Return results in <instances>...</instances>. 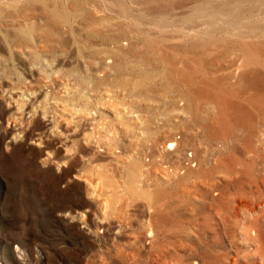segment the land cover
<instances>
[{
    "label": "rangeland",
    "instance_id": "374dc122",
    "mask_svg": "<svg viewBox=\"0 0 264 264\" xmlns=\"http://www.w3.org/2000/svg\"><path fill=\"white\" fill-rule=\"evenodd\" d=\"M39 1L0 0V264H264V0Z\"/></svg>",
    "mask_w": 264,
    "mask_h": 264
},
{
    "label": "bare ground",
    "instance_id": "6f19581e",
    "mask_svg": "<svg viewBox=\"0 0 264 264\" xmlns=\"http://www.w3.org/2000/svg\"><path fill=\"white\" fill-rule=\"evenodd\" d=\"M36 1H37V0H36ZM40 1H41V0H40ZM40 1H39V2H40ZM44 2H45V0H44ZM77 2H78V1H77ZM79 2H80V1H79ZM41 4H42V3H41ZM43 4H44V3H43ZM45 4H46V2H45ZM45 4H44V5H45ZM53 6H54V5H53ZM48 7H49V6H48ZM46 10H47L50 14H52L53 16H56V17H61V16L64 14V11H60V10H58L57 7L46 8ZM77 10H78V9H77ZM82 10H83V9L80 8V9L78 10V11H79L78 14L81 15ZM43 11H44V10H43ZM78 11H75V14H76V12H78ZM84 11H85V10H84ZM80 12H81V13H80ZM87 12H88V11H87ZM43 13H44V12H43ZM84 13H85V12H84ZM66 14H68V16H69V11H68V13H66ZM82 14H83V13H82ZM73 15H74V14H73ZM73 15H72V16H73ZM64 16H66V15H64ZM83 16H84V15H83ZM88 16H89V14H88ZM50 17H51V16H50ZM79 17H80V16H79ZM79 17L77 16L76 18H79ZM48 18H49V17H48ZM68 18H69V17H68ZM71 18H72V17H71ZM51 19H52V18H51ZM62 19H63V18H62ZM73 19H75V18H73ZM54 20H55V18H54ZM66 21H68V20H66ZM99 21H101V20H99ZM55 22H56V21H55ZM74 22H75V21H74ZM69 23H70V22H69ZM52 24H53V23H52ZM56 24H57V23H55V25H56ZM59 24H61V22H60ZM90 24H91V23H90ZM31 25H34V24H31ZM55 25H54V26H55ZM61 25H63V28H64V25H66V24H63V23H62ZM71 25H72V23H71ZM73 25H74V24H73ZM83 25H85V23H84ZM100 25H101V24H100ZM49 26H50V25H49ZM52 26H53V25H52ZM67 26H68V25H67ZM67 26H66V27H67ZM18 27H19L18 29H19V32L21 33V35H23V36L26 38L25 43H24L25 47H22V48L24 49V51L28 49L27 46H32L33 49H34V52L41 51V50H42L43 52H45V51H50L51 49L53 50L54 47L52 48V46H55L54 44H57V43H59V44H60V43H64V45H65V43L67 44L66 40H63V39H62L63 37H60L61 35L65 36V35L67 34L66 32H64L65 35H64V34H61L60 36H57V35L53 36V35L56 33V31H55V33H53V34L51 35V31H53V30H50L49 27L47 26V28H48L50 31H46V26H45V27H43V28H42V27L39 28L40 32H38V33H40V34H39V35H40V39H37V38L33 35V32H34L35 30L33 31V27H32V26H30V25H28V24H23V25L18 26ZM60 27H61V26H59V25L57 26L58 29H60ZM74 27H75V26H74ZM74 27H73V28H74ZM77 27H78V26H77ZM77 27H76V29H77ZM82 27H83V26H82ZM93 27H94V26H93ZM96 27H97V26H96ZM103 27H105V26H103ZM50 28H51V27H50ZM73 28H71V29H73ZM48 29H47V30H48ZM54 29H55V28H54ZM65 29H66V28H65ZM68 29H69V28H68ZM74 29H75V28H74ZM78 29H79V28H78ZM89 29H90V28H89ZM91 29H93V28L91 27ZM94 29H95V28H94ZM94 29H93V30H94ZM63 30H64V29H63ZM81 30H83V29H81ZM98 30H99V29H98ZM104 30H105V29H104ZM64 31H65V30H64ZM66 31H67V30H66ZM72 31H73V30H72ZM72 31H71V32H72ZM90 31H91V30H90ZM95 31H96V29H95ZM76 32H77V31H76ZM93 32H94V31H93ZM97 32H98V31H97ZM99 32H100V31H99ZM57 33H58V35H59L61 32L58 31ZM69 33H70V32H69ZM69 33H68V34H69ZM86 33H87V32H86ZM86 33H85V34H86ZM90 33H91V32H90ZM90 33H89V34H90ZM71 34H72V33H71ZM73 34H74V32H73ZM89 34H87V36H88ZM100 34H101V33H100ZM82 35L85 36L84 34H82ZM93 35H94L93 33H92V35L90 34L91 37H93ZM95 35H96V34H95ZM101 35H102V34H101ZM96 36H97V35H96ZM66 37H68V35H67ZM66 37H65V38H66ZM85 37H86V36H85ZM22 38H23V37H22ZM38 38H39V37H38ZM68 38H69V37H68ZM88 38H89V37H87L86 39H88ZM94 38H95V37H94ZM69 39H70V38H69ZM76 39H78V38H76ZM103 39H105V38H103ZM67 40H68V39H67ZM84 40H85V39L83 38V41H84ZM88 40H89V39H88ZM111 40H112V47H111V48L107 47L108 49L102 48V49L92 50V51H90L89 53H88V52H86V53H88V55L90 54V55H91V58H92V56L95 55L98 51H99L98 53H100V52L102 53V52H103V53L106 55V58H107V57H109V58H110V57H115V56H118V58H119L120 55H124V54H125V50H124L123 48L118 47L117 38H113V39H111ZM118 40H119V39H118ZM68 41H69V40H68ZM72 41H73V39H72ZM79 41H80V40H79ZM79 41H77V42H79ZM89 41H90V40H89ZM100 41H101V40H100ZM103 41H104V40H103ZM103 41H102L101 43H103ZM109 41H110V40H109ZM80 42H81V41H80ZM87 42H88V41H87ZM97 42H98V41H97ZM104 42H105V41H104ZM106 42L109 43L108 40H106ZM121 42H122V41H121ZM121 42H119V43H121ZM15 43H16V42H15ZM20 43H21V41H20ZM39 43H40V44H39ZM69 43H70V42H68V44H69ZM73 43H74V42H73ZM75 43H76V42H75ZM16 44H17V43H16ZM18 44H19V43H18ZM80 44H81V43H80ZM80 44H79V45H80ZM83 44H84V43H83ZM92 44H94L93 41H92ZM92 44H91V45H92ZM95 44H98V43H95ZM109 44H110V43H109ZM7 45H8V44H7ZM9 45H12V44L10 43ZM64 45L61 44V46H63V48L65 47ZM71 45H72V42H71ZM71 45H69L68 47H70ZM76 45H77V43H76ZM84 45H85V44H84ZM101 45H102V44H101ZM18 46H19V45H18ZM38 46L41 47V48H38ZM57 46H58V45H57ZM57 46H55V47H57ZM61 46H60V47H61ZM66 46H67V45H66ZM80 46H81V45H80ZM88 46L91 48L90 44H89ZM92 46H93V45H92ZM99 46H100V45H99ZM103 46H104V45H103ZM106 46H107V45H106ZM134 46H135V45H134ZM8 47H9V46H8ZM10 47H11V46H10ZM13 47L16 48L17 46H13ZM13 47H11V48H13ZM78 47H79V46H78ZM81 47H82V46H81ZM84 47H86V46H84ZM93 47H94V46H93ZM104 47H105V46H104ZM20 48H21V47H20ZM57 48H58V47H57ZM66 48H67V47H66ZM73 48H74V46H73ZM73 48H72V49H73ZM94 48L96 49V47H94ZM98 48H100V47H98ZM17 49H18V47H17ZM17 49H16V52H17ZM67 49H68V48H67ZM74 49H76V48H74ZM77 49H78V48H77ZM77 49H76V50H77ZM80 49H81V48H80ZM85 49H86V51H88V50H87L88 48H85ZM92 49H93V48H92ZM134 49H135V48H134ZM140 49H141V48H140ZM31 50H32V49H31ZM60 50H64V49H60ZM69 50H70V49H69ZM132 50H133V49H132ZM132 50H131V51H132ZM58 51H59V50H58ZM66 51H68V50H66ZM16 52H14V53H16ZM61 52H63V51H61ZM69 52H70V51H69ZM75 52H76V51H75ZM77 52H78V51H77ZM83 52H84V51H83ZM143 52H144V51H143ZM46 53H47V52H46ZM56 53H57V52H56ZM63 53H64V52H63ZM78 53H79V52H78ZM103 53H102V54H103ZM17 54H18V53H17ZM21 54H22V53H21ZM25 54H27V53H25ZM25 54L23 53L22 56H23V55L25 56ZM32 54L34 55V53H32ZM35 54H36V53H35ZM41 54H42V53H41ZM47 54H49V52H48ZM52 54H55V53L52 52ZM57 54H58V53H57ZM57 54H56V55H57ZM59 54H60V53H59ZM74 54H75V53H74ZM80 54H83V53H80ZM136 54H138V53H136ZM141 54H142V51H141L140 54H138V55H141ZM13 55H14V54H13ZM37 55H38V54H37ZM37 55H36V56H37ZM39 55H40V54H39ZM39 55H38V56H39ZM50 55H51V54H49V56H50ZM67 55H69V54H67ZM71 55H72V53H71ZM75 55H77V54H75ZM88 55H87V56H88ZM96 55H97V54H96ZM128 55H129V54H128ZM144 55H146V54H144ZM15 56H16V55H15ZM18 56H19V55H17L16 57H18ZM42 56H43V55H42ZM49 56H47V57H49ZM134 56H135V55H134ZM25 57H27V56H25ZM29 57L32 58L33 56L28 55V59H29ZM34 57H35V56H34ZM45 57H46V56H45ZM45 57H42V63H44L45 65H47V64L44 62ZM51 57H52V56H51ZM61 57H62V56H61ZM66 57H68V56H66ZM66 57H65V58H66ZM69 57H70V56H69ZM71 57H72V56H71ZM73 57H75V56H73ZM85 57H86V56H85ZM120 57H121V56H120ZM132 57H133V56H132ZM135 57H136V56H135ZM137 57L139 58L140 56H137ZM137 57H136V58H137ZM12 58H13V56H12ZM14 58H15V57H14ZM18 58H19V57H18ZM31 58H30V59H31ZM57 58H58V57H57ZM57 58H56V59H57ZM75 58H76V57H75ZM80 58H81V57H80ZM109 58H107V60H105L106 63H107V61H108ZM127 58H128V57H127ZM130 58H131V57H130ZM47 59H49V58H47ZM50 59H51V58H50ZM53 59H54V57H53ZM53 59H52V60H53ZM63 59H64V58H63ZM66 59H68V58H66ZM76 59H78V58H76ZM96 59H98V58H96ZM114 59H115V58H114ZM114 59L112 58L111 60L114 61ZM122 59H123V58H122ZM122 59H121V61L124 62V60H122ZM132 59H133V58H132ZM142 59H143V55H142ZM16 60H17V59H16ZM18 60H19V59H18ZM25 60H26V58H25ZM37 60H41V59H37ZM57 60H59V59H57ZM60 60H61V59H60ZM60 60H59V62H60ZM74 60H75V59H74ZM74 60H73V61H74ZM78 60H79V59H78ZM80 60H81V59H80ZM86 60H87V58L85 59V61H86ZM89 60H90V59H89ZM92 60H93V58H92ZM125 60H126V57H125ZM127 60H128V59H127ZM137 60H138V59H137ZM137 60H136V61H137ZM20 61H22V60H20ZM32 61H33V60H32ZM48 61H49V60H48ZM53 61H54V60H53ZM76 61H77V60H76ZM82 61H83V60H81V62H82ZM96 61H97V60H96ZM98 61H99V59H98ZM113 61H112V62H113ZM121 61H120V63H121ZM128 61H129V60H128ZM130 61H131V59H130ZM27 62H28V61H27ZM29 62H31V60H30ZM57 62H58V61H57ZM57 62L55 61V63H57ZM61 62H62V61H61ZM66 62H67V61H66ZM77 62H79V61H77ZM83 62H84V61H83ZM94 62H95V61H94ZM100 62H101V61H100ZM102 62H103V61H102ZM110 62H111V61H110ZM118 62H119V60H118ZM123 62H122V63H123ZM137 62H138V61H137ZM137 62H136V63H137ZM20 63H21V62H20ZM36 63H37V62H36ZM69 63H70V62H69ZM69 63H68V65H69ZM72 63H73V62H72ZM88 63H90V62H88ZM88 63H87V61H86L87 66H88ZM103 63H104V62H103ZM116 63H117V62H116ZM129 63H130V62H129ZM25 64H26V63H25ZM27 64H29V63H27ZM30 64H31V63H30ZM30 64H29V65H30ZM32 64H34V63L32 62ZM38 64H39V62H38ZM38 64H37V65H38ZM52 64H54V62H53ZM60 64H61V63H60ZM63 64H64V63H63ZM63 64H62V65H63ZM76 64H78V63H75V65H76ZM79 64H80V63H79ZM92 64H93V63H92ZM104 64H105V63H104ZM104 64H103V65H104ZM112 64H113V63H112ZM117 64H118V63H117ZM124 64H125V63H124ZM131 64H132V63H131ZM131 64H130L129 66H131ZM49 65H50V64H49ZM71 65H73V64H71ZM82 65H84V66L86 67L85 63L82 64ZM89 65H90V64H89ZM93 65L95 66V64H93ZM100 65H101V64H100ZM105 65H106V64H105ZM125 65H126V64H125ZM125 65H124V66H125ZM136 65H137V64H136ZM34 66H35V65H34ZM41 66H42V65H41ZM41 66H40V67H41ZM43 66H44V65H43ZM57 66H59V65L57 64ZM57 66H55L54 68H51V66H48L49 68L52 69V70L50 69L51 72H49V74H48V78L52 81V83H53V85L55 86V88H56V87H57L58 89L60 88V92H59V94H60V93H61L60 95L63 94L62 96H64V97L66 96L67 99H68V98H70V97L67 96V95L70 93V84H71V83H69V81H68V82H67V81H63L62 78H61V79H62L61 81H63V82H59V80H58V79H59V78H58L59 76L57 77V75H58V73H59V71H60L59 69H61V68H56ZM110 66H111V64L109 65V67H110ZM118 66H119V65H118ZM121 66H122V64H121ZM126 66H127V65H126ZM25 67H26V65H25ZM30 67H31V66H30ZM30 67H29V68H30ZM37 67H39V66H37ZM60 67H61V65H60ZM63 67H64V65H63ZM66 67H67V65H66ZM68 67H71V66H68ZM73 67H74V66H73ZM82 67H83V66H81V69H82ZM85 67H84V68H85ZM97 67H98V66H97ZM102 67H104V66H102ZM113 67H114V66H113ZM122 67H123V66H122ZM122 67H121V69H122ZM133 67H134V64H133ZM33 68H34V67H33ZM35 68H36V66H35ZM42 68H44V67H42ZM46 68H47V67H46ZM75 68H76V67H75ZM75 68H74V69H75ZM77 68H79V67H77ZM94 68H95V67H94ZM94 68H93V69H94ZM137 68H139V67H137ZM38 69H39V68H38ZM66 69H67V68H66ZM72 69H73V68H72ZM116 69H117V68H116ZM123 69H124V68H123ZM129 69H133V70H134V68H132V67H131V68L129 67ZM129 69H128V70H129ZM135 69H136V68H135ZM40 70H41V69H40ZM44 70H46V69H44ZM64 70H65V68H64ZM82 70H83V69H82ZM86 70H87V68H86ZM86 70H85V71H86ZM90 70H91V72L93 71L91 68H90ZM90 70H89V71H90ZM101 70H102V68H101ZM103 70H104V69H103ZM108 70H109V69H108ZM126 70H127V69H126ZM128 70H127V71H128ZM142 70H143V69H142ZM142 70H141V71H142ZM47 71H48V70H47ZM66 71H67V70H66ZM68 71H69V70H68ZM71 71H72V70H71ZM74 71H77V70H74ZM74 71H73V72H74ZM83 71H84V70H83ZM89 71H88V72H89ZM95 71H96V69H95ZM99 71H100V70H99ZM99 71H97V72H98V76H99ZM105 71H106V70H105ZM110 71H111V70H110ZM110 71H109V72H110ZM134 71H135V70H134ZM61 72H62V71H61ZM64 72H65V71H64ZM77 72H78V71H77ZM86 72H87V71H86ZM91 72H90V73H91ZM101 72H102V71H101ZM130 72H131V71H130ZM138 72H139V71H138ZM45 73H46V71H45ZM69 73H70V72H69ZM78 73H79V72H78ZM78 73H77V74H78ZM121 73H122V71H121ZM121 73H118V74H121ZM123 73H124V70H123ZM125 73H126V72H125ZM125 73H124V74H125ZM66 74H68V73L66 72ZM72 74H73V73H72ZM80 74H81V73H80ZM82 74H84V73H82ZM101 74H102V73H101ZM101 74H100V75H101ZM113 74H114V72H113ZM139 74H140V73H139ZM74 75H75V73H74ZM90 75H91V74H90ZM90 75H89V76H90ZM121 75H122V77H123V74H121ZM121 75H120V76H121ZM46 76H47V75H46ZM72 76H73V75H72ZM78 76H79V74H78ZM86 76H87V75H86ZM91 76H92V75H91ZM94 76H95V75H94ZM94 76H92V77H94ZM110 76L112 77V75H110ZM110 76H109V77H110ZM120 76H119V77H120ZM125 76H127V75H125ZM139 76H140V75H139ZM68 77H69V76H68ZM70 77H71V75H70ZM79 77H82V76H79ZM111 77H110V78H111ZM119 77H117L118 80L120 79ZM63 78H64V77H63ZM66 78H67V76H66ZM66 78H65V80H66ZM73 78H74V77H73ZM82 78H83V77H82ZM86 78H87V77H86ZM90 78H91V77H90ZM95 78L97 79V74H96ZM101 78H102V77H101ZM110 78H107L108 81H110V80L112 79V78H111V79H110ZM113 78H115V77H113ZM127 78H128V77H127ZM49 79H48V80H49ZM68 79H69V78H68ZM76 79H77V76H76ZM76 79H75V80H76ZM91 79H92V78H91ZM99 79H100V78H99ZM99 79H98V80H99ZM103 79H104V76H103ZM107 79H106V81H107ZM128 79H129V78H128ZM71 80H72V79H71ZM77 80H78V79H77ZM77 80H76V81H77ZM92 80H93V79H92ZM104 80H105V79H104ZM80 81H81V80H80ZM86 81H87V80H86ZM86 81H85V82H86ZM90 81H91V80H90ZM90 81H88V82H90ZM94 81H95V80H94ZM108 81H107V82H108ZM121 81H122V80H121ZM127 81H128V80H127ZM91 82H93V81H91ZM91 82H90V83H91ZM96 82H98V81H96ZM123 82H124V81H123ZM125 82H126V81H125ZM128 82H129V81H128ZM73 83H75V82H73ZM73 83H72V84H73ZM86 83H87V82H86ZM101 83H102V82H101ZM108 83H109V82H108ZM114 83H115V82H114ZM119 83H120V82H119ZM72 84H71V85H72ZM78 84H80V82L77 83V86H78ZM96 84H97V83H95V85H96ZM111 84H113V83H111ZM126 84H127V82H126ZM128 84H129V83H128ZM53 85H52V86H53ZM82 85H83V84H82ZM85 85H86V84H85ZM88 85H89V84H88ZM113 85H114V84H113ZM119 85H121V83H120ZM79 86L81 87V85H79ZM105 86H106V85H105ZM109 86H110V85H109ZM116 86H117V85H116ZM122 86H124V85H122ZM126 86H127V85H126ZM134 86H138V85L135 83ZM134 86H133V88H134ZM143 86H144V85H143ZM74 87H75V86H74ZM87 87H88V86H87ZM96 87H97V86H96ZM99 87H100V86H99ZM99 87H98V88H99ZM101 87H103V85H101ZM101 87H100V88H101ZM93 88H94V87H93ZM104 88H105V87H104ZM108 88H109V87H108ZM116 88H118V86H117ZM128 88H129V87H128ZM135 88H136V87H135ZM58 89H57V92H58ZM71 89H73V88H71ZM76 89H77V87H76ZM76 89H74V91H75ZM82 89H83V88H82ZM85 89H86V87H85ZM87 89H89V87H88ZM90 89L92 90V87H91ZM95 90H96V89H95ZM138 90H139V89H138ZM55 91H56V90H55ZM74 91H73V92H74ZM78 91H79V90H78ZM82 91H83V90H82ZM82 91H81V92H82ZM106 91L108 92L107 89H106ZM106 91H104V92L106 93ZM73 92H72V93H73ZM132 92H134V91H132ZM74 93H75V92H74ZM79 93H80V91H79ZM94 93H95V92H94ZM114 93H115V92H114ZM56 94L58 95V93H56ZM21 95H22V94H21ZM78 95H79V94H78ZM78 95H77V97H78ZM81 95H82V93H81ZM94 95H96V94H94ZM97 95H99V94H97ZM105 95H106V94H105ZM30 96H31V95H27V98H30ZM72 96H73V95H72ZM74 96H75V95H74ZM84 96H86V94H85ZM91 96H92V95H91ZM100 96H102V95H100ZM106 96H107V95H106ZM109 96H110V95H109ZM109 96H107V97H109ZM111 96H112V95H111ZM10 97H11V96H10ZM32 97H34V96H32ZM32 97H31V98H32ZM89 97H90V96H89ZM94 97H95V96H94ZM96 97H97V96H96ZM102 97H103V96H102ZM24 98H25V97H24ZM27 98H26V99H27ZM75 98H76V97H75ZM79 98H80V97H79ZM87 98H88V97H87ZM97 98H99V97H97ZM21 99H22V98H21ZM67 99H66V100H67ZM70 99H71V98H70ZM83 99H84V97H83ZM90 99H91V98H89V100H90ZM95 99H96V98H95ZM99 99H100V98H99ZM105 99H106V98H105ZM105 99L103 100V98H102L103 101H105ZM107 99H108V98H107ZM29 100H30V99H29ZM60 100H61V99H60ZM71 100H72V99H71ZM71 100H70V101H71ZM79 100H80V99H79ZM84 100H85V99H84ZM87 100H88V99H87ZM96 100H97V99H96ZM100 100H101V99H100ZM15 101H16V100H15ZM22 101H23V100H22ZM27 101H28V100H27ZM93 101H95V100H93ZM31 102H32V101H31ZM31 102H30V103H31ZM64 102H65V100L63 101V103H64ZM73 102H74V101H73ZM73 102L71 101V103H73ZM84 102H85V101H84ZM87 102H88V101H87ZM100 102H101V101H100ZM110 102H111V101H110ZM113 102H114V101H113ZM16 103H17V102H16ZM21 103H22V102H21ZM85 103H86V102H85ZM85 103H84V104H85ZM91 103H92V102H91ZM104 103H105V102H104ZM111 103H112V102H111ZM86 104H87V103H86ZM89 104H90V103H89ZM107 104H108V103H106V106H107ZM18 105H20V104H18ZM55 105H57V104H55ZM87 105H88V104H87ZM87 105H86V106H87ZM92 105H93V104H92ZM92 105L90 104V106H92ZM114 105H115V104H114ZM25 106H26V105H25ZM76 106H77V105H76ZM79 106H80V105H79ZM102 106H103V105H102ZM102 106H101V104H99V105H96V104H95L93 110L90 108L92 111H90L89 108L87 109V108H85V107H79L78 110H79V109L82 110V111H81V114H82L83 116H85V118H86V116H90V115H92V114H93L92 112H94V111H96V110H98V109H99V110H100V109H103ZM106 106H105V107H106ZM116 106H117V105H116ZM23 107H24V106H23ZM27 107H28V106H27ZM107 107H109V106H107ZM110 107H111V105H110ZM112 108H113V107H112ZM114 108H116V107H114ZM117 108H118V107H117ZM75 109H76V108H75ZM110 109H111V108H110ZM117 110H118V109H117ZM24 111H25V110H24ZM107 111H108V109H107ZM113 111H114V110H112V112H113ZM122 111H123V110H121V112H122ZM63 112H65V111H63ZM124 112L127 114V111L124 110ZM78 113H80V112H77V114H78ZM98 113H99V112H98ZM113 113H114V112H113ZM115 113H116V111H115ZM119 113H120V112H119ZM119 113H118V114H119ZM131 113H132V112H131ZM95 114H96V112H95ZM128 114L130 115V113H128ZM128 114H127V115H128ZM79 116H80V115H79ZM92 117H93V116H91V119H93ZM119 117H120V115H119ZM87 118H88V117H87ZM116 118H118V117H116ZM88 120H90V118H89ZM93 120H94V119H93ZM95 120H96V117H95ZM117 120H118V119H117ZM119 122H120V120H119ZM92 123H93V122H92ZM97 123H98V121H97ZM100 123H101V122H100ZM98 125H99V124H98ZM102 125H104V124H102ZM99 128H100V127H99ZM100 130H101V129H100ZM85 138H86V136H85ZM85 138H84V139H85ZM87 138H88V137H87ZM90 138L92 139V137H90ZM90 138H89V139H90ZM14 140H16V139H14ZM14 140H13V141H14ZM87 140H88V139H87ZM90 141H91V140H90ZM173 142H174V141H173ZM92 143H93V142H92ZM95 143H96V142H95ZM172 144H173L172 141L167 140V141L165 142V147H166V148H169ZM174 144H175V143H174ZM11 145H12V143H11ZM43 160H45V158H44ZM55 162H56V161H55ZM55 162H54V163H55ZM44 163H45V162H44ZM54 163H53V164H54ZM56 163H58V162H56ZM51 164H52V163H51ZM55 166H56V165H55ZM58 166H59V165H58ZM62 166H63V165H62ZM132 166H133V165H130V166L128 165V166H126V167H127V168H126V170H127L126 172L128 173L127 175L129 176V179H130L131 176H132V170H133V169H132V168H133ZM64 167H65V166H64ZM57 168H58V167H57ZM61 168H62V167H61ZM133 173H135V172H133ZM128 176H127V178H128ZM79 177H80V176H79ZM102 177H103V176H102ZM102 177H101V178H102ZM134 177H136V176H134ZM133 179H134V178H133ZM130 180H131V179H130ZM105 181H106V180H105ZM131 181H132V180H131ZM131 181H129V182H131ZM133 181H134V180H133ZM105 183H106V182H105ZM128 184H129V183H128ZM131 184H132V183H131ZM132 186H133V185H132ZM130 188H131V187H130ZM133 188H134V187H133ZM128 189H129V186H128ZM132 190H134V189H132ZM144 192H145V191H144ZM130 193H131V192H130ZM146 193H147V192H146ZM144 194H145V193H144ZM149 196H150V195H149ZM82 217H83V216H82ZM149 232H150V231H149ZM148 235H149V234H148Z\"/></svg>",
    "mask_w": 264,
    "mask_h": 264
}]
</instances>
